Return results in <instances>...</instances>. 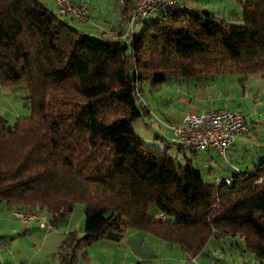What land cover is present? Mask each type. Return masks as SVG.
I'll return each instance as SVG.
<instances>
[{
  "label": "trees",
  "instance_id": "1",
  "mask_svg": "<svg viewBox=\"0 0 264 264\" xmlns=\"http://www.w3.org/2000/svg\"><path fill=\"white\" fill-rule=\"evenodd\" d=\"M235 1L238 24L170 6L125 42L77 30L39 0H0V87L23 88L29 111L11 123L0 115V207L35 206L54 227L81 204L83 234L65 235L61 264L128 228L192 257L210 239L237 238L264 262V155L229 185L210 183L131 128L144 81L264 78V0Z\"/></svg>",
  "mask_w": 264,
  "mask_h": 264
},
{
  "label": "rangeland",
  "instance_id": "2",
  "mask_svg": "<svg viewBox=\"0 0 264 264\" xmlns=\"http://www.w3.org/2000/svg\"><path fill=\"white\" fill-rule=\"evenodd\" d=\"M114 1L110 0L107 6L111 7ZM58 16L65 20L69 26L77 30L91 36H100L93 28L84 26L75 19ZM150 17V15H146L140 20L137 23L138 27L135 32ZM230 22L239 23L237 19H233ZM239 78V75L235 73L209 75L198 79L172 77L168 78L157 89H152L150 83L144 81L140 85L135 102L140 115L131 121V128L145 144L163 149L166 155L176 163L181 165L189 164L191 167L198 169L205 181L218 183L224 176H228L236 171L235 168L243 169L250 167L264 155V78L258 73L249 74L243 80H239ZM13 90L14 94L11 96L10 101L18 105L16 106L20 112L18 116H27L29 111L25 106V99L23 98L26 94L24 89L16 87ZM193 92L197 93V97H194L192 102L200 107L199 110L225 108L241 112L246 119L247 131L236 137L231 150H225L223 155L214 150H200L196 152L183 148L179 150L178 146L171 140V134L166 125L169 122L168 118L172 116V113L176 114L179 111L177 108H182L180 107L182 105L177 102L178 97L187 94L191 96ZM186 108L183 112L197 110L188 108L187 106ZM8 118L7 121L9 123L14 120L10 116ZM82 209L83 206L81 204L73 206L72 215L74 220L77 219L78 215L83 213ZM19 210L31 212L27 207L16 211ZM155 211L154 208H151L148 213L149 215H153ZM126 231L137 230L128 228ZM140 233L146 238H144L142 247L152 251L156 250L158 259L151 261L149 264H162L164 261L159 259L164 258L165 251L159 245L164 244V242L146 233ZM160 248L162 250L158 251ZM243 252L244 248L239 239L235 238L231 241L227 238L222 243V253L219 257L222 259L223 264H230L232 261L240 258L239 256ZM247 255L245 256L252 257L250 253ZM254 262L255 264H264L262 260L254 259ZM136 263V260L132 261V257H129L123 264ZM137 264L146 263L140 262Z\"/></svg>",
  "mask_w": 264,
  "mask_h": 264
},
{
  "label": "crops",
  "instance_id": "3",
  "mask_svg": "<svg viewBox=\"0 0 264 264\" xmlns=\"http://www.w3.org/2000/svg\"><path fill=\"white\" fill-rule=\"evenodd\" d=\"M39 1L54 12L50 0ZM74 1H81L88 7L90 22L82 24L93 28L100 36L114 35V37L126 42L138 27V25L134 28L128 26V9L133 0H115L111 7L107 6L110 0ZM175 6L198 8L227 22L233 19L240 22V7L235 0H178ZM13 94V88L0 87V115L5 120H10L9 116L13 119L20 113L19 108L16 107L18 105L10 101ZM194 97H197L196 92H193L191 96L187 94L178 97L177 102L182 105L180 106L182 108H177L179 111L176 114L172 113V116L168 118L169 122L166 124L168 130V126L182 116L183 111L187 109L186 106L199 110L200 107L192 102ZM234 140L226 150H231ZM235 170L241 169L237 167ZM228 176H224L222 179ZM27 209L34 213L37 218L43 219L47 225V215L44 210L35 206L27 207ZM16 210L4 206L0 207V264H61L55 253L65 235L71 230H74L77 236L83 234L82 213L74 220L71 210L61 223L54 227L45 226V228H41L36 219H30L24 223L20 222L14 216ZM144 238V235L139 231H125L116 239L113 237L100 239L82 249L83 253L78 255L75 264H123L129 257H132V261L136 260L137 263L149 264L158 258L156 250L152 251L142 247ZM224 239L227 238L210 239L202 251L193 257L181 252L175 245L164 242V244L159 245L165 251L164 258L159 260L164 261L162 264H223L219 255L222 253ZM229 239L233 241L235 238ZM161 248L158 251H161ZM248 253L244 250L239 256L240 258L230 264H255L253 256H245Z\"/></svg>",
  "mask_w": 264,
  "mask_h": 264
},
{
  "label": "built area",
  "instance_id": "4",
  "mask_svg": "<svg viewBox=\"0 0 264 264\" xmlns=\"http://www.w3.org/2000/svg\"><path fill=\"white\" fill-rule=\"evenodd\" d=\"M50 1L56 14L75 19L84 24L90 22L89 10L85 3L74 0ZM177 2L178 0H133L128 9V26L134 28L146 15H151L161 8L175 6ZM168 127L171 140L175 145L192 152L214 150L222 155L236 136L247 131L244 115L241 112L225 108L186 111ZM261 179L258 178L255 183L260 182ZM224 182L229 185L231 179L225 178ZM14 216L22 223L36 219L39 227L49 226L29 211H15ZM153 218L163 221L164 215L159 212Z\"/></svg>",
  "mask_w": 264,
  "mask_h": 264
}]
</instances>
